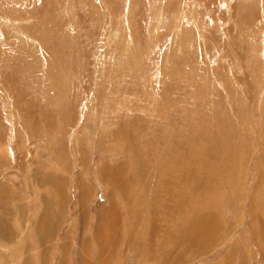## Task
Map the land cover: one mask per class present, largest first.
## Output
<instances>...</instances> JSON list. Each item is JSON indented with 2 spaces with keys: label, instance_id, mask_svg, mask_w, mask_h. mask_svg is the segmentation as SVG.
I'll use <instances>...</instances> for the list:
<instances>
[{
  "label": "rangeland",
  "instance_id": "obj_1",
  "mask_svg": "<svg viewBox=\"0 0 264 264\" xmlns=\"http://www.w3.org/2000/svg\"><path fill=\"white\" fill-rule=\"evenodd\" d=\"M0 159V264H264V0H0Z\"/></svg>",
  "mask_w": 264,
  "mask_h": 264
},
{
  "label": "bare ground",
  "instance_id": "obj_2",
  "mask_svg": "<svg viewBox=\"0 0 264 264\" xmlns=\"http://www.w3.org/2000/svg\"><path fill=\"white\" fill-rule=\"evenodd\" d=\"M250 9V8H249ZM243 12H245V9L244 10H242ZM252 11V10H251ZM247 12H250L249 10H247ZM70 14H72V13H70ZM249 14V13H248ZM247 14V15H248ZM246 15V16H247ZM245 16V15H244ZM2 159V158H1ZM1 159H0V161H1ZM2 162H0V164H1ZM121 179V178H120ZM205 224V223H204ZM108 225V224H107ZM195 225V224H194ZM206 226V225H205ZM109 227V226H108ZM105 228H106V226H105ZM198 228V227H197ZM191 229V228H190ZM196 229V228H195ZM107 231V230H106ZM110 231V230H109ZM196 231V230H195ZM105 233V232H104ZM196 233V232H195ZM98 234V233H97ZM199 235V234H198ZM105 236V235H104ZM201 238V237H200ZM93 243H94V241H93ZM96 245H94V247H95ZM102 246V245H101ZM105 247V246H104ZM104 247H102V248H104ZM101 248V249H102ZM107 248V247H106ZM111 248H113V247H111ZM96 250V249H95ZM105 250V249H104ZM106 251V250H105ZM99 252V251H98ZM100 253H101V251H100ZM104 255V254H103ZM109 255V254H108ZM108 255H107V257H108ZM100 257V256H99ZM85 259V258H84ZM103 259V258H102ZM92 260H94V259H92ZM82 261V260H81ZM106 261V260H105ZM83 262V261H82ZM93 262V261H92ZM97 263V262H96Z\"/></svg>",
  "mask_w": 264,
  "mask_h": 264
}]
</instances>
